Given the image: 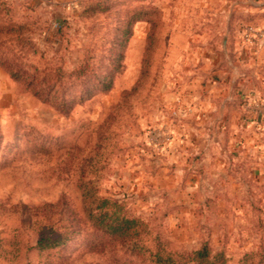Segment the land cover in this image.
Masks as SVG:
<instances>
[{"label":"rangeland","instance_id":"obj_1","mask_svg":"<svg viewBox=\"0 0 264 264\" xmlns=\"http://www.w3.org/2000/svg\"><path fill=\"white\" fill-rule=\"evenodd\" d=\"M56 52L66 98L95 93L66 114L8 70ZM84 186L151 248L264 246V0H0V264H148L89 226ZM38 216L70 239L38 253Z\"/></svg>","mask_w":264,"mask_h":264},{"label":"trees","instance_id":"obj_2","mask_svg":"<svg viewBox=\"0 0 264 264\" xmlns=\"http://www.w3.org/2000/svg\"><path fill=\"white\" fill-rule=\"evenodd\" d=\"M62 27L59 26L55 34H60ZM55 56L45 60L41 67L33 72L8 68L11 78L22 84L26 90L37 100L50 105L60 113L70 112L72 106L80 104L92 97L95 93L84 90L66 98L65 83L69 78L62 70L61 57ZM5 65V64H3ZM118 63L115 65L117 66ZM9 67V66H8ZM81 68L73 73L75 80H81ZM113 75L110 73L99 78L97 87L101 92H108L113 84ZM82 210L89 226L107 240L121 246L128 257L139 259L148 264H226V257L222 252L215 254L210 250L207 242L192 251L178 252L168 249L165 242L158 243L154 248L149 247L143 239L144 224L123 209V206L116 200L98 195L99 190L93 186L81 188ZM30 219V218H29ZM23 224L31 226L36 232L35 249L38 253L49 252L63 246L72 234L68 226L59 220L53 221L47 217H36ZM178 255V256H177ZM123 264H128L125 259ZM237 264H264V246L256 252H249L240 259Z\"/></svg>","mask_w":264,"mask_h":264}]
</instances>
